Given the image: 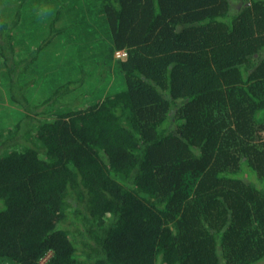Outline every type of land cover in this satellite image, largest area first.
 <instances>
[{"label": "trees", "instance_id": "trees-1", "mask_svg": "<svg viewBox=\"0 0 264 264\" xmlns=\"http://www.w3.org/2000/svg\"><path fill=\"white\" fill-rule=\"evenodd\" d=\"M58 1L0 0V264H264V0Z\"/></svg>", "mask_w": 264, "mask_h": 264}, {"label": "rangeland", "instance_id": "rangeland-1", "mask_svg": "<svg viewBox=\"0 0 264 264\" xmlns=\"http://www.w3.org/2000/svg\"><path fill=\"white\" fill-rule=\"evenodd\" d=\"M61 1L65 2V0H59L58 3L61 4ZM96 1H97L98 6H99L100 3H102V0H86L83 3L76 4V3L72 2V1L67 0L66 4H68V9L63 10L64 11V13L62 15L63 19L60 22H58V24L56 22L57 27L58 28H61V27L65 28V27H67L69 25H72L75 21L78 22L77 20L79 19L80 15H81V17L89 16L88 15L90 13L89 11H91L95 7V5H97ZM81 4L84 6V8H81L79 6ZM47 7H49V10L51 11L52 15H49L47 17V15L45 13L46 22L42 26V31H41V32H43V34L44 33H49V31L51 30L50 29L51 23H52V21H53V19L55 17L54 13H55L56 9L53 8V10H51L50 6H47ZM87 18H89V17H87ZM39 19H40V17H39ZM83 19H84V17L81 18L80 21L78 22V24L80 26L85 25ZM93 24L94 23L91 22L90 23V27H92ZM102 42H103V45L101 43L99 45V49L102 50V52H103L102 59L99 62L100 65L97 66V65L91 64V63L84 65V70L87 72V75H88V77L85 79L84 88L86 87V89L89 90L90 94L92 93V95H96V98L98 99V101H99V99H104L106 96H109L111 93L115 94V93L121 91L122 88L126 84L125 80L123 78V73H122V71L120 69V64L127 57L126 51H115V50H113L110 47L112 41H110V39L107 38V37H103ZM76 43H80V42L76 41ZM65 44L66 43H64V46H65ZM64 46H63V48H64ZM108 46L111 48L112 53L106 51V49H109ZM63 48H62V52L64 51ZM117 52H119V53H117ZM81 56H82L81 59L83 61H85V55L82 54ZM105 69H110L111 71H113L116 74H113L112 75L113 78H111L109 81H107L103 85H100L98 83V79H100V74L103 73V71ZM0 72H1V74H3V73L5 74V70L4 69H0ZM57 73H58V80H60L62 82L69 78V77H67V79H66L65 78L66 75H64V77H63V72L60 69L57 71ZM18 77L21 79V81L23 80L20 75H18ZM62 78H63V80H62ZM2 91H6V90L4 89ZM37 93L40 94V90L39 89H37ZM40 100H41V98L38 99V101H40ZM90 101L93 102V103H96V101H94V100H90ZM2 103L6 106V104L8 105L10 102L5 100V101H2ZM93 103H88L89 105L87 104V106H90V104H93ZM11 106L13 108L15 107L14 104L11 105ZM19 111L23 112L22 109L19 110ZM11 116L17 117V112H16V114L12 113ZM49 258H50V255L45 257L42 260L43 263H45Z\"/></svg>", "mask_w": 264, "mask_h": 264}, {"label": "clouds", "instance_id": "clouds-1", "mask_svg": "<svg viewBox=\"0 0 264 264\" xmlns=\"http://www.w3.org/2000/svg\"><path fill=\"white\" fill-rule=\"evenodd\" d=\"M117 53H119V52H117Z\"/></svg>", "mask_w": 264, "mask_h": 264}]
</instances>
